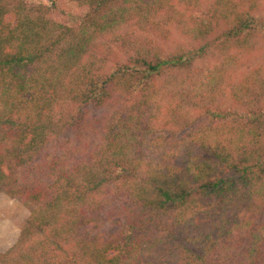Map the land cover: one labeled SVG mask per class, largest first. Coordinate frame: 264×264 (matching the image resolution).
Masks as SVG:
<instances>
[{
	"label": "trees",
	"instance_id": "trees-1",
	"mask_svg": "<svg viewBox=\"0 0 264 264\" xmlns=\"http://www.w3.org/2000/svg\"><path fill=\"white\" fill-rule=\"evenodd\" d=\"M257 38L264 0H0V264H264Z\"/></svg>",
	"mask_w": 264,
	"mask_h": 264
},
{
	"label": "rangeland",
	"instance_id": "rangeland-1",
	"mask_svg": "<svg viewBox=\"0 0 264 264\" xmlns=\"http://www.w3.org/2000/svg\"><path fill=\"white\" fill-rule=\"evenodd\" d=\"M263 63L264 39L257 38L250 57L244 64H240V67H238L236 71L241 72ZM159 120L162 119L160 118ZM160 122L161 121H159V124ZM177 126H179V122ZM26 216L27 210L17 198H11L0 193V252L14 243L19 228Z\"/></svg>",
	"mask_w": 264,
	"mask_h": 264
}]
</instances>
